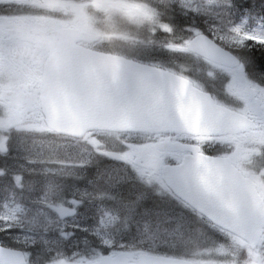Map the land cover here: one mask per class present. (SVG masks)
Masks as SVG:
<instances>
[{
	"label": "snow or ice",
	"instance_id": "obj_1",
	"mask_svg": "<svg viewBox=\"0 0 264 264\" xmlns=\"http://www.w3.org/2000/svg\"><path fill=\"white\" fill-rule=\"evenodd\" d=\"M40 6H48V0H38ZM136 0H98L94 3V12L103 14L107 21H112L113 17H120L130 23L137 25L149 24L159 25L166 31L171 32L172 27L168 24H161L159 13L156 9L147 4L137 5L138 11H132V6ZM180 7L187 11H192L200 15L207 16L213 8L225 6L221 0H178ZM227 7L233 5L228 2ZM60 7L66 12H72L75 21L86 17L89 30L95 22L94 13L88 16L85 7L73 2V0H62ZM115 27L114 24L110 25ZM153 32L155 28L152 29ZM199 36V33H197ZM229 40L238 46L239 49L252 51L253 47L264 48V26L254 31L246 32L242 27L231 29ZM143 43V42H141ZM152 43V41H148ZM31 47L44 61L45 71L51 72L52 76L67 91L72 86V81L81 76L87 77L89 72L98 74L97 91L103 93L106 97L105 104H113L118 108L120 118L125 126L129 128H139L144 132L155 133L159 135L161 128L166 127L172 130L190 131V121L187 116L177 122L168 113L167 106L143 89L133 90L127 84L117 81L114 76L106 74V68L111 65L113 69L119 66L115 57H105L88 51L77 44V34L75 27L51 28L42 27L38 34L33 37ZM119 63H131V61L121 59ZM258 66L264 70V57L256 61ZM230 64L233 68L232 78L225 84L224 90L231 96H235L240 102L239 107H232L218 102L215 99L201 100V106H207V118L205 120V132L219 133L218 139L221 141H236L241 136H251L252 143L259 146V154L264 156V87L253 84L247 76V62L245 59L233 56ZM145 73L151 75L155 70L150 65H135ZM163 75H174L167 72H161ZM211 75V73H210ZM233 89H236L235 91ZM51 95L46 99H52ZM186 101H182V105ZM155 113V114H154ZM89 114L85 113V123L80 126H70L62 122L55 115L49 113L43 108L39 115H27L24 113H15L12 118L0 122V133H9V135L0 134V176L4 175L3 165L11 155L10 132L14 128L17 133H23L22 145L28 152L25 157L29 164L35 163L36 158L57 157L61 153H66V137H79L84 135V128L88 126ZM61 133L66 137H61ZM86 140L87 137L84 136ZM166 143V141H165ZM99 152V149H97ZM257 148L249 149L242 160L235 159L232 156H221L214 162L205 166L214 171L212 175L204 174V169L199 164L195 167V179L200 182L202 191L197 193L203 197L205 194L214 197L207 201L213 212L221 211L227 208L233 216V220H251L252 227L244 232V238L239 234L232 235L233 242L232 255H238L240 249L246 252L243 264H264V172L260 176L248 174V179L244 183H237L232 178L234 170L239 169L245 162H250L251 157L256 154ZM137 146L128 143L124 150L115 152H103V159L97 161V168L105 169L104 175L113 179L110 175L112 169L108 167L111 163H122L126 167L121 172L116 170L115 179L109 186L110 195L108 200L115 205L113 208H100L101 216L98 225L93 230V234L99 238L102 246H89L87 252H76L71 257L65 256L60 250L62 245L56 249V256H49L47 252L41 253L40 245L31 244V250L27 252L19 251L15 245L19 244V238L15 235L16 228L12 227L13 222L24 225L29 231H39L41 228L46 233L48 225L52 223L46 214L35 211L29 214L30 210L22 204L10 199L5 204L3 213L7 225L2 231L11 233L8 242H0V264H33L32 257L35 255L43 261V264H150L144 259L146 254L135 253L132 251L118 252L115 250L117 245L120 248L127 246L131 249V243H120L113 235L112 229L119 233L117 225L121 222L120 212L124 211L127 215L138 210L143 201V207H147L149 200L145 194L128 199L124 193L125 188H136V181L151 186L155 180L164 187L160 176H153L152 173H146L143 167L138 164ZM167 154V150L161 152V157ZM136 157V158H134ZM91 160L80 161L78 167L85 168ZM135 173V179L130 175ZM52 175H47L49 169H44L42 177L45 191L43 197H48L51 193L61 189V176L75 175L74 172L65 169L52 170ZM90 171V169H89ZM165 177L171 179L165 172ZM12 179L15 186L23 187L21 175L13 174ZM85 182V181H81ZM99 183V181H97ZM12 194L10 193V196ZM103 202V201H102ZM56 211L62 218L66 214H74V210L69 212L62 206H56ZM44 216V220L41 216ZM222 227L236 230L239 232L236 224H230L226 220H217ZM127 227V224L124 225ZM21 231L23 229H20ZM70 234L62 233V239L67 240ZM124 237L121 236V240ZM132 239L129 237V240ZM58 243V242H57ZM107 250V254L105 251ZM224 251H228L225 249ZM139 255L141 258L136 259Z\"/></svg>",
	"mask_w": 264,
	"mask_h": 264
},
{
	"label": "rangeland",
	"instance_id": "obj_2",
	"mask_svg": "<svg viewBox=\"0 0 264 264\" xmlns=\"http://www.w3.org/2000/svg\"><path fill=\"white\" fill-rule=\"evenodd\" d=\"M59 1L60 4L62 0H48V6H40V8H43L44 10H50L53 11L51 8H61L60 4L57 2ZM36 2V1H35ZM74 3L82 5L85 7V11L90 13L94 11L93 5L94 3L98 2V0H73ZM228 0H221V3L225 6L213 8L211 12L214 15L221 14L222 10L226 9V3ZM145 1L137 4L142 5ZM37 4H35L36 6ZM136 4H133L132 11H138V7ZM168 10H165L162 14L168 15ZM184 10H182L180 13H183ZM94 12L95 16V22L92 25V29L89 30L88 27V21L86 17H82L79 21H75V17L73 13L71 12V19L68 20H56L54 23H56V27H64V26H74L81 30H84L88 33H95L93 30L96 26H102V23L100 22L101 19L99 17H102L103 14L99 12ZM92 14H89L88 16H91ZM46 20L43 18H39V23H44ZM105 21V20H104ZM212 24L215 22H220L219 20H211ZM242 27L244 31L251 32L256 30L257 28L264 26V22L262 25H251L247 23L246 20H239L237 23L232 27H227L223 31L224 34H221L222 42L229 45H235L229 40V36L231 35V29L234 27ZM227 33V34H226ZM112 39H115L117 37L113 36ZM102 39V38H101ZM120 40V37L117 38ZM102 43H91V47L98 48L99 46L103 45H114L116 50H122L124 53H133L136 55H141L144 57H154L155 59H161L160 53L157 52V50L153 51L150 48L139 49L136 48V46H128V45H121L118 44L119 42L112 43L110 40L102 39ZM187 42V41H186ZM180 45L178 47L169 46L168 51L171 53V58L175 61L180 62V60L184 59L185 56L182 55V52H186L185 50V44ZM111 45H109L110 48H113ZM164 58L169 61V57L167 55L163 54ZM142 58V57H140ZM145 59V58H143ZM197 62H193V65H195V70L199 72L202 68V71L207 73L212 77H220V78H226L227 80H230L232 78V71L231 68H223L220 66L213 65L211 63L202 61L200 62V59L196 58ZM193 76L196 77V73L191 70ZM197 78V77H196ZM229 102V100H228ZM231 102V101H230ZM229 102V103H230ZM6 107H3L2 113H0V122L7 121L12 118L15 111H13V108L9 104L5 105ZM29 109L34 108L35 112H32V115H39V106L37 102L35 101V105L31 104L30 106L26 107ZM19 110V109H17ZM27 109L23 108L20 109V113L26 112ZM18 114V112H15ZM28 115V112H27ZM31 115V114H30ZM9 135V133H0ZM10 134H13V137H10V143L9 147H13L12 153L10 156H8L7 162L5 165L10 168V178L7 179L8 181L2 182V176H0V234L6 238L11 236V233H4L2 230L7 227L6 223L4 222L6 220V217H4L3 213L5 211V204L10 200L14 199L16 202L22 204L26 209L30 210L29 214L35 211H40L42 214H46L47 218L52 221L50 225H48V231L45 233L44 230L41 228L39 231H29L27 228L24 227L22 224H17L13 222L12 227L17 229V232L15 235L19 238L20 246L24 245L29 239V233L32 235H35V241L36 244L40 245V249L47 252L50 256V252L52 253V256H56L57 252L56 249L62 245V248L60 249L65 256L71 257L73 253L76 252H87L85 251L88 242L84 240V236L87 240L97 239L99 242V238L96 237L93 234V230L98 225L101 212L100 208H113L115 207L108 206L105 203V195L106 190L109 191V186L113 183L109 180V177L104 175V177H101V172L95 173V177L99 179L96 181H88L87 183H84L82 185H73L71 184H63L61 182V189L66 190L67 199H72L78 201L76 203L74 201V206L72 201L60 202V201H53L52 199V193L48 197H43L42 193L45 191L44 182H43V175H44V169H49V172L47 175H52V170H59V169H65L67 171H71L76 173L77 170L80 168L78 167V164L80 161H86L87 155L90 151L94 150L96 153H100L101 151H107V152H115V151H121L125 149V146L128 143H132L137 146V156H138V164L139 166L143 167L146 173H152L153 176H159V169L160 166L165 162V160L170 156L171 158H177L178 156L175 154H169V155H163L161 157L160 153L164 152L163 149L164 146L167 143V139L165 138H143V137H135L133 139H119L118 138H101L102 136L96 135L94 137H91L89 142H71L70 140L66 139V153H61L57 157H49V158H36L35 163L29 164L25 157L28 155V152L24 149L22 145V137L18 134L15 129L13 128L10 132ZM23 134V133H21ZM24 135V134H23ZM20 138V139H19ZM166 141V143H165ZM252 137L249 136H241L236 141H221L218 138H192L189 139V142H192L195 145H220L224 149L230 148L231 150V156L235 159L242 160L246 152L249 149L257 148L258 151L256 154H254L251 157L250 162H245L243 165L248 164L253 165L255 161L257 160V163L255 164L258 167L262 168V171H259L258 173L255 171H248V174L260 176L262 172H264V156H261L259 154V146L253 144ZM83 144H86V146H83ZM99 149V152L97 151ZM167 157V158H165ZM136 158V157H134ZM170 159V158H169ZM115 165L114 163H112ZM242 165V167H243ZM241 167V168H242ZM117 170L120 171V168ZM13 174H25L28 176V178L23 179V176H21V183L23 184V187H16L15 183L12 179ZM112 176V174H110ZM261 179H264V177H261ZM99 181V183H97ZM160 183H157L155 180L151 184L157 185ZM103 186L104 188H99V186ZM18 192V190H21ZM60 189V190H61ZM26 191V193L23 194V192ZM10 193L12 194L10 196ZM104 197V201H103ZM103 201V202H102ZM89 204V206L94 207L97 205L98 213L96 214V217L93 219H89L87 215H90V211H88L90 208L87 209V211L84 208V204ZM62 206L71 212L74 210V214H66L62 218L59 216L58 212L56 211V206ZM73 207V208H72ZM88 207V206H87ZM161 211H148L144 209L142 212H134L131 215H127L124 211L120 212L121 215V222L117 225V228L119 229V233L121 231H124L127 229H130V226H133V228H143L145 224H150L152 220H157L158 216L161 215ZM87 214V215H86ZM41 219L44 220V216H41ZM45 223H47L46 220H44ZM127 224V227L124 225ZM18 226V227H15ZM67 226V228H66ZM20 229H23L22 231ZM76 230V232L73 231ZM66 233L70 234L68 239L65 241L62 239L61 234ZM113 235H119V233L116 232V229H112ZM78 236V237H77ZM77 237V238H76ZM79 241H83L82 243ZM0 242H2L0 240ZM58 242V243H57ZM67 243V247L71 248L73 252L71 254H68V252L64 249V244ZM101 246V245H100ZM227 249L228 251H224ZM117 251V250H116ZM124 251H129L128 249H125ZM132 251V250H131ZM233 251V242L231 240V237H227L225 242H223L220 245H217L215 247L210 248H204L201 249L199 252L201 257V263L203 264H227L229 260L235 258L236 256H233L231 253ZM243 251V249H240L238 255ZM120 252V251H118ZM135 253L140 254L143 252L142 250L132 251ZM105 254H107V250L105 251ZM39 263V262H38Z\"/></svg>",
	"mask_w": 264,
	"mask_h": 264
},
{
	"label": "trees",
	"instance_id": "obj_3",
	"mask_svg": "<svg viewBox=\"0 0 264 264\" xmlns=\"http://www.w3.org/2000/svg\"><path fill=\"white\" fill-rule=\"evenodd\" d=\"M230 3L232 7H227L222 10V14L214 15L210 12L209 15L204 16L192 11H187L180 7L178 0H155L150 2L148 5L156 9L159 13V21L161 24H168L172 27V31H166L159 25H137L130 23L125 19L114 18L112 21H107L104 19L101 23L103 26H96L94 28L95 34H98L102 39L110 40L112 43H117L121 45L136 46V48L144 49L150 48L153 51L157 50L160 53L161 59H155L151 57H144L141 55L133 56V53H128L126 56L156 64L161 66L177 75L184 78L197 82L199 85L205 86L204 80H226L225 78L212 77L208 75L202 68L199 72L195 70V65L193 62H197L196 58L189 55L186 52H182L185 56L180 62L175 61L171 58V53L168 51L169 46L178 47L183 45L192 36L197 33H202L209 36L212 40L219 43L221 46L229 49L237 57L243 58L247 62V76L250 80H264V70H262L256 61L264 57V48H259L258 46L253 47L252 51L247 49H239L237 45H229L222 42L221 34L227 27L234 26L237 21L245 17L251 20V23H258L256 19H251V14H257L259 12H264V0H231ZM168 10V15H163L162 13ZM184 10L183 13H180ZM211 20H219L220 22H215L212 24ZM114 24L115 27L110 25ZM153 28L155 31L153 32ZM227 34V33H226ZM120 37L112 39L111 37ZM152 41V43H148ZM143 42V43H141ZM115 51L120 54L123 53L122 50H116L115 46L112 45ZM169 57L164 58V55ZM142 57V58H140ZM145 58V59H143ZM202 62V60H200ZM191 70L196 73V77L193 76ZM264 86V85H263ZM221 101V100H220ZM223 102V101H222ZM23 137V134L18 133ZM134 138L136 135H129ZM13 137V134H10ZM92 136L88 137L90 139ZM20 139V138H19ZM73 142H79L73 140ZM86 146V144H83ZM11 151L13 147H10ZM206 153L209 155L217 156L219 151L217 147H213L209 150L205 148ZM103 159L102 155L90 151L87 155L86 161L91 160V163L86 165L85 168H79L75 175L61 176L60 179L63 184L82 185L87 181L97 180L95 173L99 171H105L103 167L97 168V161ZM257 160L253 165H250L249 170L259 172L262 171L261 167L256 166ZM112 163L108 165L113 171V179H109L111 182L115 179V172L118 168L122 172L126 167L122 163ZM4 164L2 171L4 175L2 176V182H7L10 178L11 170ZM90 169V171H89ZM130 175L135 179V173L131 172ZM23 175V174H22ZM60 181V182H61ZM85 181V182H81ZM136 188L129 189L125 188L123 191L128 199H133L135 196L140 194H145L146 198L149 200L147 207H143V201H141V206L138 207L137 212H142L144 209L148 211H161V215L158 216L157 220H152L150 224H145L143 228H133L121 231L119 235H116L117 241L120 243H131L132 247L129 249L127 246L120 248L118 245L115 250L124 252L125 249L137 251L142 250L143 252H149L157 255H162L166 257L182 258L194 262L201 261L202 255H200L201 249L215 247L217 245L225 242L227 237H231L225 232L213 227L208 222L203 220L199 215L191 211L187 206H185L180 201L176 200L171 193L166 189V187H161V184L148 186L140 181H136ZM22 191L18 190V192ZM25 192V191H24ZM23 192V194H24ZM1 194V193H0ZM106 194H111L110 191ZM53 201L67 202L66 190L61 189L52 193ZM1 200V197H0ZM18 227V226H15ZM67 228V226H66ZM74 232L76 230L73 229ZM121 236L124 237L121 240ZM78 237V236H77ZM129 237L132 239L129 240ZM29 239L24 245L20 246L16 244L17 249L27 252L31 250L29 245L35 243V235L29 233ZM0 240L4 243L8 242L6 237L0 235ZM81 242V241H80ZM89 246H100V242L97 239L90 240ZM87 246V249L88 247ZM102 246V245H101ZM64 249L71 254L73 250L67 247V243L64 244ZM41 250V249H40ZM45 251L41 250V253ZM50 256L52 253L50 252ZM246 257V252L243 250L235 258L228 261L227 264H243ZM32 262L35 264H43V261L38 259L37 256L32 257ZM39 262V263H38Z\"/></svg>",
	"mask_w": 264,
	"mask_h": 264
},
{
	"label": "water",
	"instance_id": "obj_4",
	"mask_svg": "<svg viewBox=\"0 0 264 264\" xmlns=\"http://www.w3.org/2000/svg\"><path fill=\"white\" fill-rule=\"evenodd\" d=\"M76 34L77 44L86 41L94 42L98 39L97 36L87 34L77 28ZM186 49L188 52L211 63L232 67L230 60L233 55L204 34H199V36L196 35L189 40L186 44ZM87 50L101 56L115 57L119 66L113 69V67L109 65L105 70L106 74L114 76L117 81L127 84L134 91L143 89L154 94L167 106L169 115L177 122L184 119L185 116L188 117L190 121V131L177 132L176 130L162 127L159 134L211 137L220 135L219 133L205 132L204 130L208 113L207 106H201V100L205 98L207 100H212L210 94L197 89L187 79L175 74L161 76V72H171L157 67H154L156 71L149 75L135 66L140 63L112 54ZM121 59L131 61V63H119ZM97 83L98 74L89 72L86 78L81 76L79 79L72 81V86L65 91L62 85L58 86V82L50 71L46 73L44 64L43 85L39 92L41 112L43 108H46L49 113L55 115L59 120L70 126H80L85 123V113L89 114V122L88 126L84 128V134L90 131L155 134L144 132L139 128H129L125 126L120 118L118 108L113 104H105L106 97L103 93H98ZM49 95L53 98L46 99ZM182 101H186V103L182 105ZM60 135L66 136L64 133ZM81 137L82 136H73V138ZM167 149L180 152L187 151L190 153L177 165H164L161 167L160 174L162 181L173 195L205 217L216 227L232 235L239 234L241 238H244V232H246L248 228L254 226L251 220L235 221L233 220L232 213L227 208L213 212L207 201L213 200L214 197L208 194H205L203 197L197 195V193L202 191V188L200 182L194 178L196 175V165L199 164L203 167L204 174L212 175L214 171L210 170L205 165L214 162L218 158L198 154V147L187 146L181 143H170L167 145ZM165 172L170 175L171 179L165 177ZM232 178L237 183H244L247 181V179L241 176V173L237 169L233 171ZM217 220H226L230 224H236L239 232L222 227ZM140 258V256L137 257V259ZM144 259L149 261L150 264H193L185 260L164 258L148 254L144 256Z\"/></svg>",
	"mask_w": 264,
	"mask_h": 264
},
{
	"label": "flooded vegetation",
	"instance_id": "obj_5",
	"mask_svg": "<svg viewBox=\"0 0 264 264\" xmlns=\"http://www.w3.org/2000/svg\"><path fill=\"white\" fill-rule=\"evenodd\" d=\"M36 1V2H35ZM59 4L60 2L57 1ZM35 4H37L35 6ZM38 0H0V113L9 104L13 111L20 113V109H27L25 114L32 115L34 108H26L31 104L35 105L38 97V90L42 83V70L44 61L31 47V41L42 27L57 28L56 20L71 19V12L62 8H51L53 11L44 10L39 7ZM46 20L39 23L38 19ZM250 18L264 20V12L251 14ZM229 80H218L215 86L212 84L209 91L212 97L219 96L231 101L226 104L232 107H239L240 102L235 96L229 95L224 86ZM253 84L262 87L263 80H251ZM234 91L236 89H233ZM8 95V96H6ZM7 97L8 99H2ZM19 109V110H17ZM157 139L165 138L167 142H180L190 144L188 136L158 135ZM201 153H206L213 146H200ZM204 147V148H203ZM222 148V149H221ZM219 148V156H231L230 148ZM175 154L178 157L170 158L176 163L186 153L167 151V154ZM248 178V175H244Z\"/></svg>",
	"mask_w": 264,
	"mask_h": 264
}]
</instances>
